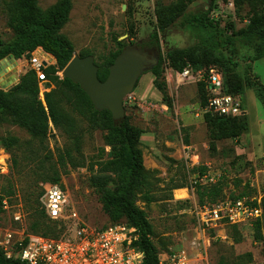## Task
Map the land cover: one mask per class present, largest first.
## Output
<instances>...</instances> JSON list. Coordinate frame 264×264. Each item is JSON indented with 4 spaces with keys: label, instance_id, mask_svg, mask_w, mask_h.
Returning <instances> with one entry per match:
<instances>
[{
    "label": "rangeland",
    "instance_id": "374dc122",
    "mask_svg": "<svg viewBox=\"0 0 264 264\" xmlns=\"http://www.w3.org/2000/svg\"><path fill=\"white\" fill-rule=\"evenodd\" d=\"M37 1L46 9L58 0ZM71 1L69 19L61 32L72 42L74 54L91 51L98 64L114 54L119 43L130 44L148 38L155 30L159 33L158 49L165 57L161 75L145 72L133 92L124 99L126 116L143 131L139 146L153 200L147 202L140 197L137 203L146 210L153 225L152 239L157 247L162 248L165 243L168 249H176L185 240L198 236L191 209L199 202V189L221 185L220 198L237 196L243 191L248 192V196L263 192L264 103L255 83L258 80L264 84V57L253 61L252 51L236 43L237 71L242 75L241 95L248 120L247 131L239 135L232 128L224 133L204 117L199 81L185 77L183 70L166 58L169 48L187 47L199 39V32L188 28L166 29L172 9L178 5L187 11H198L208 7L209 0ZM10 2L0 0V40L4 41L14 35L8 23ZM259 2L217 0L210 16L222 26L237 30L250 23ZM211 66L220 67L212 62L204 63L199 69ZM0 67L3 70L1 83L12 78L20 82L21 76L31 68V62L26 56L9 57ZM188 68L194 74L199 70L192 65ZM248 71L250 73H246ZM59 72L63 78L62 70ZM254 75H258V79ZM42 85L50 87L45 82H40ZM42 96L40 89V98ZM63 108L75 123L74 131L68 133L65 128L50 123L51 131L44 140L34 138L12 117L0 122V138L7 135L18 138V144L10 149L0 141V158H4L0 167V198L9 196L4 198L8 208L3 202L2 207L0 205V233L5 229L32 233L34 220H48L41 213L39 193L45 180H55V169L58 172L55 182L69 195L68 214L75 210L79 216L76 220L63 219L56 233L72 235L76 226L97 228L109 224V216L90 183L98 168L97 161L110 158V147L104 141L105 131L90 128L86 116L74 111L69 104L64 103ZM199 174L216 177L209 183L192 184ZM179 185L183 187L175 188ZM179 189H186L187 197L178 198ZM15 216H20V220L16 221ZM238 236L241 240L236 242L231 226H225L213 231L210 241L205 238L209 263L264 264V240L255 241L254 231L248 226H238Z\"/></svg>",
    "mask_w": 264,
    "mask_h": 264
},
{
    "label": "trees",
    "instance_id": "16d2710c",
    "mask_svg": "<svg viewBox=\"0 0 264 264\" xmlns=\"http://www.w3.org/2000/svg\"><path fill=\"white\" fill-rule=\"evenodd\" d=\"M216 1L209 0L208 7H203L198 11H187L186 8L178 5L172 9L166 20L167 28L173 24V27L176 28H188L197 31L199 32V39L187 47L169 48L166 52V58L179 70H184L189 65L199 69L204 63L218 64L220 66L218 69L224 76L225 91L239 96L243 100L241 95L242 75L237 71L238 51L236 43L239 42L252 51L253 61L264 57V0H260L256 11L250 18V23L237 30L222 26L210 16ZM71 9V0H58L46 9H42L37 0H11L8 23L14 35L11 40H0V60L10 54L16 59H21L24 56L30 58L31 53L36 48L41 47L56 59L54 65L44 68L47 77L46 85L51 87L54 84V87L45 92L44 103L40 98L39 76L35 69H28L21 76L18 84L9 90L0 88V122L6 117H12L19 126L40 140L48 137L51 131L50 123L72 133L75 123L63 108V104L66 103L74 111L86 116L90 128L105 131L104 141L110 147V158L97 161L98 168L92 175L90 183L95 187L102 208L109 216V223L126 221L136 226L140 232L137 245L145 253L144 264H159V253L162 249L167 251L170 249L165 243L162 244V248L157 247L154 243L152 239L154 235L153 225L146 210L137 203L140 197H143L147 202L153 200V196L149 194V174L144 166L143 153L139 146L142 129L133 125L128 116L120 123L115 124L112 113L108 109L97 110L79 84L74 83L69 78H61L58 74L74 56L72 42L61 32L69 19ZM149 38L150 41L144 45L160 47L157 30L151 32ZM126 45L119 43V48L114 54L102 63H96L99 67L98 76L101 80L107 78L111 64ZM79 55L87 56L93 55V53L84 51ZM164 61L165 57L161 55L159 63L151 70L154 75H161ZM246 73H250V71ZM254 77L258 79L259 76L254 75ZM198 84L201 86V106H205L208 102L207 84L203 80L199 81ZM255 84L264 103V84L258 80ZM246 114L245 111L238 116H220L208 112L204 114V117L218 126L224 133L232 128L236 129V134L239 135L248 129ZM75 139L78 137L76 136ZM0 141L7 149L18 144V138L14 135L3 136ZM61 159L63 160V155H61ZM53 173V178L56 180L58 177L57 169ZM55 180L44 181L39 197L44 193V185L56 183ZM182 187L183 185L175 186V188ZM247 193L243 191L237 196H245ZM198 195L200 204L207 201L215 202L222 196V186L216 184L199 189ZM6 197L9 196L3 195L0 198L1 207L2 201ZM262 207V218L253 224L255 241L264 240V190ZM40 208L42 215L48 220H34L30 228L32 232L54 238L64 236L56 233L58 224L63 225L61 221L48 217L41 202ZM231 229L234 231V240L240 241L238 226L231 225ZM0 264L28 263L19 258H8L0 246Z\"/></svg>",
    "mask_w": 264,
    "mask_h": 264
},
{
    "label": "built area",
    "instance_id": "2783aa9c",
    "mask_svg": "<svg viewBox=\"0 0 264 264\" xmlns=\"http://www.w3.org/2000/svg\"><path fill=\"white\" fill-rule=\"evenodd\" d=\"M29 60L40 82H46L44 68L54 65L55 57L38 47L31 53ZM183 75L193 78L195 82H206L208 102L201 106L203 115L210 112L213 115L238 116L246 111L241 97L225 91L224 76L218 68L211 66L199 69L194 74L186 67ZM40 89L43 95L41 99L45 103V92L50 91L51 87L42 85ZM214 177L199 174L192 180V184L209 183L214 181ZM262 197L263 192L258 196H229L215 202H196L191 212L198 236L185 240L179 248L162 250L159 253V264H210L205 238L210 241L211 233L225 226H248L253 229L254 222L263 216ZM2 202L8 208L7 200L3 199ZM40 202L46 215L54 220L79 218L75 210L68 214L69 195L57 183L44 185ZM15 220L19 221L20 216H15ZM20 232V229L2 231L0 246L8 258H19L28 264H144L145 253L137 245L140 232L126 221L97 228L76 226L72 235L59 238ZM17 235L20 237L17 238Z\"/></svg>",
    "mask_w": 264,
    "mask_h": 264
},
{
    "label": "water",
    "instance_id": "95a60500",
    "mask_svg": "<svg viewBox=\"0 0 264 264\" xmlns=\"http://www.w3.org/2000/svg\"><path fill=\"white\" fill-rule=\"evenodd\" d=\"M171 27L173 24L167 30ZM165 36L166 34H163V37ZM148 41L149 39L145 38L127 44L111 64L105 80L98 76L99 67L93 55L80 56L77 53L63 68L62 76L79 84L92 100L94 107L99 111L108 109L112 113L114 123L118 124L126 117L125 97L133 92L141 76L151 71L160 61L161 49L144 45ZM9 57L15 59L10 54L1 59L0 64ZM1 69L0 67V71ZM18 82L19 79L12 78L6 83H1L0 88L9 90Z\"/></svg>",
    "mask_w": 264,
    "mask_h": 264
},
{
    "label": "bare ground",
    "instance_id": "6f19581e",
    "mask_svg": "<svg viewBox=\"0 0 264 264\" xmlns=\"http://www.w3.org/2000/svg\"><path fill=\"white\" fill-rule=\"evenodd\" d=\"M6 69V68H5ZM0 73H3V70L1 69ZM1 84V82H0ZM4 163V158H0V167H1V164ZM176 196L178 198H185L187 197V190L186 189H179L176 191Z\"/></svg>",
    "mask_w": 264,
    "mask_h": 264
},
{
    "label": "flooded vegetation",
    "instance_id": "af4514ba",
    "mask_svg": "<svg viewBox=\"0 0 264 264\" xmlns=\"http://www.w3.org/2000/svg\"><path fill=\"white\" fill-rule=\"evenodd\" d=\"M148 39H149V41H150V38H149V37H148ZM149 41H148V42H149ZM145 43H147V42H145ZM145 43H144V44H145Z\"/></svg>",
    "mask_w": 264,
    "mask_h": 264
},
{
    "label": "crops",
    "instance_id": "0c3cea01",
    "mask_svg": "<svg viewBox=\"0 0 264 264\" xmlns=\"http://www.w3.org/2000/svg\"><path fill=\"white\" fill-rule=\"evenodd\" d=\"M48 53V52H47ZM50 54V53H49ZM6 77V76H5ZM11 80V79H10Z\"/></svg>",
    "mask_w": 264,
    "mask_h": 264
}]
</instances>
